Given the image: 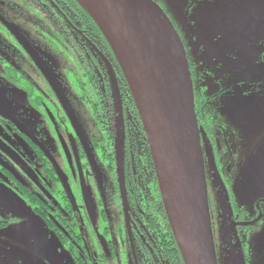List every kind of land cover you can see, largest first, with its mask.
<instances>
[{"label":"flooded vegetation","instance_id":"af4514ba","mask_svg":"<svg viewBox=\"0 0 264 264\" xmlns=\"http://www.w3.org/2000/svg\"><path fill=\"white\" fill-rule=\"evenodd\" d=\"M151 1L175 31V18L194 13L195 33L207 35L185 53L217 263L264 264V157L258 171L253 162L264 146V0ZM90 22L71 0H0V232L11 229L0 264H21L24 243L40 239L33 264H184L166 250L132 97ZM112 229L117 242L106 240Z\"/></svg>","mask_w":264,"mask_h":264},{"label":"water","instance_id":"95a60500","mask_svg":"<svg viewBox=\"0 0 264 264\" xmlns=\"http://www.w3.org/2000/svg\"><path fill=\"white\" fill-rule=\"evenodd\" d=\"M76 1L101 31L122 72L149 145L165 216L183 263L218 264L192 82L176 31L151 0ZM246 29L242 25L233 39L244 35ZM112 78L120 109L113 74ZM48 80L59 96L54 81ZM62 103L67 108L65 101ZM262 157L264 146L253 157L257 171ZM117 163L123 196L121 161L117 159ZM256 187H264V176H257ZM9 233L11 229L0 236Z\"/></svg>","mask_w":264,"mask_h":264},{"label":"rangeland","instance_id":"374dc122","mask_svg":"<svg viewBox=\"0 0 264 264\" xmlns=\"http://www.w3.org/2000/svg\"><path fill=\"white\" fill-rule=\"evenodd\" d=\"M9 3H14L17 5V0H7ZM182 7V6H181ZM10 14L15 17V14L10 12ZM195 14L192 13V14H186L185 16L181 17V18H175L174 19V22L177 26V35L183 45V48L185 50V52L187 53L188 56H190V51L189 50H193V42L195 41V39L199 40V39H203L205 37H207L206 34H196L194 29H193V22L195 21ZM177 20V21H176ZM196 22H198V19L196 18ZM197 26V24H196ZM200 26L202 27H205V23L201 22L200 23ZM181 28V29H180ZM184 29V30H182ZM57 134L60 135L63 140L66 142L67 141V138H66V134L65 132H60L59 129L57 130ZM115 150L116 152H119L120 150V140H116V143H115ZM102 178L104 180L105 179V176H102ZM72 191L73 193L75 194V197L77 198L78 195H79V190H78V187H75L73 185L72 187ZM119 234L118 233H115L113 231V229L111 230L110 232V235L108 238H106V240H109V239H112L113 241H118L119 240ZM9 240L7 239H2L0 238V244H4V243H10L8 242ZM44 244H43V240L40 239L38 241H35V242H25L24 243V248H23V255L22 254H18L20 257V259L22 260L21 261V264H33L31 261L32 258L38 254V249L43 247ZM106 250V249H105ZM24 256V258H23ZM15 259V258H13ZM28 260V261H27Z\"/></svg>","mask_w":264,"mask_h":264},{"label":"trees","instance_id":"16d2710c","mask_svg":"<svg viewBox=\"0 0 264 264\" xmlns=\"http://www.w3.org/2000/svg\"><path fill=\"white\" fill-rule=\"evenodd\" d=\"M72 1V3L73 4H75V5H77V7H79V9L86 15V17H87V19H89L91 22H90V25L91 26H93L95 29H97V31L100 33V36L102 37V39H103V42H104V44L106 45V47L108 46L109 47V45H108V43H107V41L105 40V38H104V36L102 35V33H101V31L99 30V28L97 27V25L95 24V22L92 20V18L89 16V14L83 9V7L76 1V0H71ZM109 49H110V47H109ZM111 50V49H110ZM57 52L60 54V55H62V58H66V59H71V57L69 56V54L68 53H65L66 52V50L64 49V48H61V49H59V48H57ZM65 54V55H64ZM59 55V56H60ZM139 167H141V166H139ZM137 194H139V192H137ZM163 220H164V223L166 224V222H167V220H166V217H164V215H163ZM167 230H168V232H169V236H170V242L167 244V246H166V250L169 252V253H172V252H175L176 254H175V257H177V258H179V251H178V248H177V246H176V244H175V240L173 239V236H172V234H171V232H170V228H169V226H167ZM172 257V256H171ZM174 257V256H173Z\"/></svg>","mask_w":264,"mask_h":264}]
</instances>
